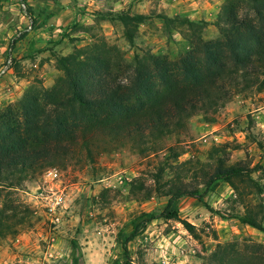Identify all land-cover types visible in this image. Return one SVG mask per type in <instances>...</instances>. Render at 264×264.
<instances>
[{"label": "rangeland", "instance_id": "rangeland-1", "mask_svg": "<svg viewBox=\"0 0 264 264\" xmlns=\"http://www.w3.org/2000/svg\"><path fill=\"white\" fill-rule=\"evenodd\" d=\"M234 1L225 0L215 19H209V10H201L199 4L190 7V0H0V27H20L0 36V48L6 49L4 62L14 35L33 20V30L15 42L28 34H43L20 59L14 56V43L12 70L0 77V113L13 109L21 115L24 109L19 103L37 97L47 116L54 118L56 108L48 106L53 99L46 91L66 77L62 60L82 59L83 50L99 44L108 48L95 55L108 59L113 68L131 65L146 54L176 60L189 50L187 36L192 29L205 42L220 37ZM12 6L26 23L12 16ZM239 7V18L246 19L247 8ZM53 10L57 15L48 16ZM42 14L47 18L44 23ZM135 15L146 19L127 24L121 20ZM262 107L264 90L238 92L216 113L201 112L182 128L127 136L122 144L107 143L106 152L92 146V155L73 146L70 152L51 155L46 163L1 183L0 264H125L120 231L129 232L142 213H161L172 188L204 193L221 164L261 170L234 179L233 184L222 181L214 186L205 200L216 212L194 198L179 199L175 208L180 220L157 219L149 224L129 243L130 263L179 264L187 257L188 264H264V233L238 220L252 217L264 226ZM66 109L58 108L60 114ZM51 169L58 178L47 182ZM50 188L66 194L56 213L46 206ZM184 222L194 227L193 233ZM74 245L82 258L75 257Z\"/></svg>", "mask_w": 264, "mask_h": 264}, {"label": "trees", "instance_id": "trees-1", "mask_svg": "<svg viewBox=\"0 0 264 264\" xmlns=\"http://www.w3.org/2000/svg\"><path fill=\"white\" fill-rule=\"evenodd\" d=\"M234 2L226 11L227 18L222 23L226 25L220 27L218 39L205 42L192 29L187 36L189 50L176 60L146 54L131 65L117 66L131 69V75L126 77L129 85L118 80L117 69L108 59L95 55L102 48L106 51V44L83 50L82 59H63L66 77L61 79V85L46 91L53 97L48 106L56 108L54 118L47 116L37 97L19 103L24 109L21 115L13 109L0 113V185L46 163L51 155L70 152L73 146H81L90 155L92 146L106 152L107 143L122 144L127 136L149 132H170L201 112L216 113L238 92L254 88L263 91L260 76L264 75V0ZM241 4L247 8L246 19L239 18ZM145 19L144 15H135L121 20L127 24L143 23ZM65 88L68 91L59 96ZM60 107L67 108L66 113L60 114ZM259 170L261 167L247 171L221 164L209 177L204 193L179 188L167 191L169 201L161 213H142L132 221L129 232L120 231L118 242L127 257L125 264H131L129 243L149 224L157 219L180 220L175 208L179 199L194 198L216 212L205 200L214 186L222 181L233 184L234 179ZM238 220L264 233V226L254 218ZM184 224L194 232L192 225ZM74 251L75 257L82 258L76 245Z\"/></svg>", "mask_w": 264, "mask_h": 264}, {"label": "built area", "instance_id": "built-area-1", "mask_svg": "<svg viewBox=\"0 0 264 264\" xmlns=\"http://www.w3.org/2000/svg\"><path fill=\"white\" fill-rule=\"evenodd\" d=\"M22 7L24 9H26L25 4H23ZM29 19L32 20V17L30 16ZM32 23L23 32L20 31L19 33H17L16 37L13 39L12 44L8 50L9 57L6 59V61L0 67V77H4L5 75H7L12 70V67L14 65V57H13L14 41L17 39V37L23 36V33L31 32L33 30ZM57 178H58V173L55 169L49 170L45 176V179L47 182H52V181L56 180ZM45 201H46L47 209L51 213H56L58 210L63 208V206L66 202V194H65L64 190H61L58 188H56V189L50 188V192L45 197Z\"/></svg>", "mask_w": 264, "mask_h": 264}, {"label": "crops", "instance_id": "crops-1", "mask_svg": "<svg viewBox=\"0 0 264 264\" xmlns=\"http://www.w3.org/2000/svg\"><path fill=\"white\" fill-rule=\"evenodd\" d=\"M18 5V4H17ZM16 6H12V9L14 10L12 13V16H15V19L18 20V22H20L21 24L26 23L24 20V16L21 14H17L16 13ZM48 8V10H52L53 7H46V9ZM53 13V14H52ZM52 13L50 12L48 14V16L50 15V17H55L57 14L56 12L53 10ZM55 15V16H54ZM76 15V14H75ZM41 22L44 23L45 21H47V18L45 15H41ZM75 20V19H74ZM18 29H20V27H0V36L2 37L4 35V32H9L8 34H12V32H16ZM42 31H47V29H44V27H41ZM44 33V32H43ZM41 36L43 34H40ZM37 36V37H33L32 34H28V36L26 35V37L23 40L20 41H14V43H16V48H15V57H17L18 59L23 58L26 54H28V52L32 51L34 49L33 44L36 40H39L41 37ZM24 36V35H23ZM1 37H0V43L1 41ZM16 36L14 35V38ZM28 43V44H27ZM2 45V44H1ZM29 45L27 48V51L25 52V46ZM5 47H1L0 48V64H2L5 60Z\"/></svg>", "mask_w": 264, "mask_h": 264}, {"label": "clouds", "instance_id": "clouds-1", "mask_svg": "<svg viewBox=\"0 0 264 264\" xmlns=\"http://www.w3.org/2000/svg\"><path fill=\"white\" fill-rule=\"evenodd\" d=\"M185 2H188V0H185ZM224 3L225 0H211V3H207V2L200 3L198 2V0H190V7L195 8L197 4H199L201 10L205 8L209 10L210 13V15L208 16L209 19H215V16L219 14L220 9ZM177 39H179V35H177ZM117 73H118V80L123 85H129L130 83L129 79H127L126 77L131 75V69L121 67L117 69ZM260 79L264 80V75H261ZM259 111L261 112L262 115H264V107L260 108ZM259 127L264 128V123L259 124ZM133 259L135 260V257H133ZM179 264H188L187 257H185L184 260L180 261Z\"/></svg>", "mask_w": 264, "mask_h": 264}]
</instances>
